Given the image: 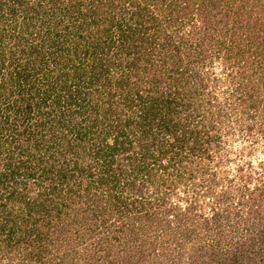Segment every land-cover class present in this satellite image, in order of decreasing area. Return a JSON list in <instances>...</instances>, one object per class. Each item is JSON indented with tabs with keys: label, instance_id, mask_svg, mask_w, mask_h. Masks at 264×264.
I'll use <instances>...</instances> for the list:
<instances>
[{
	"label": "trees",
	"instance_id": "1",
	"mask_svg": "<svg viewBox=\"0 0 264 264\" xmlns=\"http://www.w3.org/2000/svg\"><path fill=\"white\" fill-rule=\"evenodd\" d=\"M247 1L0 0V232L9 225L0 242L10 249L32 233L40 239L43 226L31 215H59L58 206L74 197L82 199L72 221L136 235L120 217L139 203L151 218L146 225L159 226L158 189L223 122L221 100L248 83L264 89V5L253 0L260 16H247ZM89 2L95 7L79 12ZM217 25L224 29L214 40L218 48H198ZM213 60L222 72L230 68L225 78L239 77L223 98L199 85L207 81L203 63ZM253 73L257 81L249 82ZM87 179L95 185L91 195ZM189 250L186 264L214 258L200 244ZM137 252L133 262L120 256L121 264H142ZM76 253L87 258L72 246ZM229 258L236 262L235 252Z\"/></svg>",
	"mask_w": 264,
	"mask_h": 264
},
{
	"label": "rangeland",
	"instance_id": "2",
	"mask_svg": "<svg viewBox=\"0 0 264 264\" xmlns=\"http://www.w3.org/2000/svg\"><path fill=\"white\" fill-rule=\"evenodd\" d=\"M253 2L247 1L246 5L251 7L247 16H260L257 15L256 3ZM258 2L264 5V0ZM66 4L68 8H72V1ZM87 4H91L87 11L95 7L93 2L83 3L78 6L79 12H84L88 8ZM207 17L210 20L214 18L211 15ZM220 30L224 29L217 25L211 33V40L199 42L198 48L206 47L208 51L217 49L218 44L214 40L220 35ZM189 37L194 39V35ZM203 64L202 76L207 81L202 78L203 82L199 85L206 83L204 91L215 88L218 98H223V95L230 94L239 86L237 74L231 76V80L225 78L230 68L222 72V65L218 60H213L209 67ZM238 67L241 70L242 64ZM254 74L249 82L257 81ZM200 86L192 87L191 91L195 93ZM243 88L247 92L240 95ZM250 93L252 97H256L255 101L248 97ZM232 97L233 99L224 102L221 100V111L226 116L223 122L216 125L217 128L209 130L212 134L202 136L201 142L196 145L201 150H196L192 155L186 154L179 164V167L181 165L185 168L174 170V175L181 172L180 177H166L165 183L158 189L157 197L162 196L163 201H159L156 213L161 218L160 227L155 228L153 221L152 227L146 225L151 218L143 216L144 207L137 206L139 203H135L137 211L131 204L120 217L124 219L125 225L132 223L137 228L136 235L127 231V227L123 230L126 231L124 236L113 231L111 226L103 227L98 222L94 225L90 220L72 221L74 215L80 214L78 210L82 199L74 197L75 200L68 201V205L58 206L61 210L58 216L54 215V211L51 212L52 215H31V218L36 215L39 218L38 224L43 226L42 232L38 233L40 239L32 233L29 238L10 249L5 241L0 242V264H121L124 259L120 256L124 255L125 260L132 258L133 262L137 251L144 256L142 264H186V260L190 258L189 252H192L190 247L199 244L214 254L213 260L203 256L201 260L206 264H264V242L260 241L264 238V89L259 82L248 83L241 87V91L233 92ZM86 181L90 184V180ZM90 185L87 191L91 195L95 185ZM22 186V183L18 185L19 188ZM96 190L100 191L98 188ZM78 193H82V190ZM57 198L60 196L57 195ZM127 201L130 203V200ZM46 205L50 207L52 204ZM63 211L67 212L68 218ZM215 213L219 214V224H216ZM105 215H108L106 218L110 221L115 216ZM68 221L70 224L65 225ZM114 221L119 222V219ZM8 226H4V231L0 232V241L7 236ZM24 226L26 224L21 228ZM144 227L150 228L146 230L148 239L146 232H142ZM68 228L70 231H67ZM184 229L190 232L185 233ZM111 234L116 238L110 237ZM16 236L17 234L13 235ZM151 243L155 244L153 249ZM177 244L178 248L175 247ZM72 246L85 253L87 260H82L79 253L71 256ZM166 247L173 258L172 262L163 253V248ZM94 251L96 252L93 253ZM106 251L113 254L105 255ZM232 252L237 256L233 263L231 258L227 259Z\"/></svg>",
	"mask_w": 264,
	"mask_h": 264
}]
</instances>
